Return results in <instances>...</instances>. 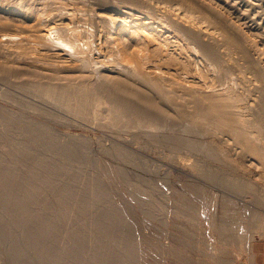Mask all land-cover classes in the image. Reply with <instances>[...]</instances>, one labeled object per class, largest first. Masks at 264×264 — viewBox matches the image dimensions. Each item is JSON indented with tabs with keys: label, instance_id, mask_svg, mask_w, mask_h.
<instances>
[{
	"label": "rangeland",
	"instance_id": "374dc122",
	"mask_svg": "<svg viewBox=\"0 0 264 264\" xmlns=\"http://www.w3.org/2000/svg\"><path fill=\"white\" fill-rule=\"evenodd\" d=\"M27 1L28 0H0V4L6 3L10 5V4H16V3L18 4L22 2V5H26L25 3ZM32 1L34 2L35 0ZM43 1L45 4L44 8L48 9V7L51 8L52 6L54 11L60 10L61 13L58 14L57 18L63 20L64 23H69L70 27L75 26L74 30L71 31L72 33H74L75 39L72 40L65 38L63 44L57 45L56 48L55 47L53 48V45L54 46L56 45L53 44V42H51L50 45L48 46L45 45L43 47V45L45 44L44 42L46 41L44 42L41 41L42 44L40 43V41L39 42L37 41L39 39L38 37H36L37 31L33 29L34 27L31 28L30 26L31 22L30 24L28 22L25 23L19 19L20 18L19 16L17 18L16 15L13 16L14 14H11L12 15L11 16L10 14L7 15L3 12H0V68H1L0 69V112H3V114H5V116L8 117L17 116V114L19 116L20 114H22L24 115L23 116L24 118L29 116V118L32 117L34 118V120L42 121V123L48 124L50 128H54L53 131L54 130L57 131L55 132L59 134L58 136H56L58 140L60 138L59 137L60 135H61L60 140L65 141L66 139L67 140L71 139L72 141L76 142V144L79 143V145L80 143L86 140V142H84L86 143V145L82 143L86 146V148L85 146L84 147L81 146L80 149L77 151L75 157L73 159H68L67 157L56 155L55 152L52 151L51 149H50L51 151L45 147H44L45 149H43L42 146L33 143V141H31L29 138L24 137V135H20L21 133L19 128L21 127V125L19 121L21 120H19L17 124L12 126L10 129L9 128L7 129L4 125L0 124V132H2L4 135L6 134L8 137L10 136L14 137L12 138L13 141L15 143L18 142L16 146H18V144L25 145L28 143L27 145L30 147L31 146L30 144H33V148L30 147L31 152L27 156H25V158L27 157L26 161L23 157V159L20 160H24V162L22 161L23 163H21L20 160L18 161L17 159H15L8 151L12 147L9 148L8 145L7 147H5L6 144H4L3 141H5L6 137L3 138L4 139L3 141L1 139L0 157L6 159V163L3 166L0 165L1 166L0 169L2 168L1 170L9 166L10 167L15 166L18 168L17 169V171H19L18 173H21V175H23L26 172L28 166V170L31 173L32 170L29 169L31 165L29 164L32 163L33 160H35L37 157H39L40 154H42L40 157H44L45 159L47 158L59 159L58 161H60L61 165H63L66 168L68 167L70 169V173H77L78 171L77 173L78 180L76 181L74 187V193L76 195H74L72 199L70 198V199H66V201L64 200L62 201L58 196H56V194H54L53 187L44 186V188L42 187L40 191L37 192L38 194L35 193V196L33 197L35 200L32 198L28 203H26L25 206H21V208L23 209V213L21 212L22 210L19 205L18 207L17 205L7 206L8 209L7 210L6 207L3 205V203L5 204L3 198V201H1L2 203L0 202L1 203L0 208L2 210L5 208L6 210L4 209V211H6V213L5 214L4 212L2 213L7 216L8 215L20 216L21 214L23 215L26 213L28 215L29 213L32 214L35 212L36 214L34 213L33 214L34 216L36 215L38 217L43 216L42 218L54 214L59 216L61 222L59 226L61 228L59 227L60 231H58L57 234L59 236L55 235L54 237V239H56V243L58 242L57 246H60L59 244H61L60 249L64 248V246L65 247L67 246L68 233H66V231L72 229L71 230L73 233L72 236L75 235L74 231L76 233V235L73 236L72 238L75 237L74 239H76L78 235L80 237V238L78 237L77 241H75L76 246H74V243L72 242L73 239H71L70 242L74 247L79 246L81 242L85 239L84 240L85 242H82L81 244V249L79 248L80 250H83V247H85V249L83 250L84 252L80 253L83 259L86 257L87 254L89 256V253L91 251L93 252V250H95L97 247L96 241L98 240L99 234L95 232V230L93 231L94 229L93 223L94 220L99 215V213L103 214V211L107 209H113V210L116 209L117 215L120 218L124 217L121 220V225H120L121 228H119L120 231L117 230V234H119L118 236L119 238L116 237L121 241L120 244H117V246L119 245V247L116 246V248H118L117 250L120 253L117 250L116 252L118 254H123V252L125 253L126 256L124 255L125 256L124 261L131 260L130 262L125 261L124 264H241L246 257L249 258L252 252L256 251V249L258 248L260 241H262L261 239H264V113H263L264 105L263 103H261L259 99L256 102V97H255L256 93H254L256 91L253 90V82H252L254 80L253 79L251 80V78L249 77L250 74L248 73V90L246 89V87L243 85L242 82L238 84L239 81L237 82L233 81L236 83L235 85L236 88L233 85L230 86L229 84L230 88L228 86V88L226 89L224 88L223 84L226 83L225 85H227L228 81H231L230 79L232 77L235 79L237 77V73L235 74L233 73V75L231 74L228 75L226 78H228L229 80L225 79L223 82V80L219 79L220 77L219 71H221L223 68H220L221 70H219L213 66L214 68L213 70L212 67L208 68L207 63L205 64L204 61H202L203 63H201V65L200 62H198L199 64H195L196 66L194 65V63L196 62H194L193 60L188 61V63L187 62L185 63L184 60L181 61L182 64L184 62V65L180 63L181 66L185 67V65L189 66L190 64L189 66L190 69L188 70H191L193 68V65H194L193 68L194 70H196L195 67L196 68L201 67L203 69L202 70L201 68H198L203 71L205 76L201 78L202 79L205 78L204 80L207 81L208 86L209 85L212 86V88L209 86L210 88H208V90L212 89L211 91H213V89L215 90L217 89L218 90L217 92H224L229 96L233 94H236L237 96L239 95L241 100L235 103H231L236 105L239 104L237 106L238 108L234 105L229 104L231 107L228 105L231 113L234 111V113L236 114L239 123L238 122L233 123V121L230 118L228 119L227 117L221 118L220 116H218L217 119L214 117H213L214 119L211 118L209 119L207 116H205L207 117L205 118L203 115L205 119L204 120L202 119L203 117L201 116V114L200 115L197 114L198 112V110L196 111L197 106L195 107V104L193 103V104H188L189 106L182 105L183 107L175 106L176 107L175 108L174 106H172V109L168 107L169 112L170 110L172 111L174 109L172 112H170V116L172 117L175 116L173 118L171 117L172 120H170V123L168 125H171L173 127V130L175 131L177 129L176 127L179 126L178 130L179 131L182 130L180 131V134L182 132L184 133H182L183 135L182 134L180 135L178 130L174 132L173 130L171 131L169 129L170 132L178 134L179 136H183L185 139L192 142V144L190 145L191 147L186 146L180 148L174 146V142L170 141V139L165 140L166 138H159L160 141L155 140L152 137L150 138L144 136H141L140 138H134V136L133 135L131 136V134L135 133L137 130H135V132L129 133L130 134L129 135L128 133H126V130L122 129L121 127L118 129L117 127L112 128V126L102 123L105 121L102 119V115L104 118V116L108 113L107 110L104 112L105 104L104 105L101 104L98 107L99 110H101L100 112H102V110L104 109L102 115L101 114L99 115L101 116L100 118H98L99 116L96 117V119L94 117L93 118L90 117L92 119H90L89 117H81L80 115L71 112L68 109H63L60 107L55 108L54 105H52L51 103L46 102L45 104L42 100L38 98L37 99L39 101L33 99L32 97L30 98V96H33L35 98L36 96L26 95V94H22L19 91H16V89L18 88L15 86L12 87L11 83L20 84L22 83V81L25 82L28 79L30 80V78L33 79L34 77L33 72H35L36 70L37 71L39 70L40 73L38 74L40 75L38 76L36 71L34 73L36 75L34 79L37 78L40 79L41 75H43L42 77L43 79L42 78L41 79L46 80V77H44L46 74L45 71L43 72V70L41 69H36L33 66H29L32 67L33 69L32 71V69H30L27 66L25 61L27 62L30 61L33 62L34 64L38 61L37 63L41 65L36 63V67L46 66L47 64V67L50 68L52 67L53 69L56 67L55 69L58 70L59 68L61 69L63 68V66L65 67L69 64L78 65L79 63L82 62V60L80 62L79 59L80 57L78 55L76 56V54L73 55L70 52L71 50L67 51V48L65 49L64 47L76 46L77 50L79 51V54L81 56H85V50L83 48L89 47L91 44H93L92 42H94L93 45H95L93 46V48L97 46L96 49H98L101 46V48L103 47L101 50L103 51V53L105 52L104 55L99 56L98 59L96 50L92 48V51L94 50L92 54V56H94L93 59L95 58L94 61L97 59L98 61L105 60L106 64L112 65L113 63H115L114 57H118V55L116 56L115 53L110 49L109 44L105 42L103 34L106 33L104 30L107 28L104 27H106L107 22L104 19L101 20V17H99L98 15L107 16V12H111L112 8L115 7L122 8V6L133 7L138 12H142L140 10H143L142 13H144L145 7L140 5L139 3L133 2V0L131 1L127 0L128 2L125 0H63V3L61 1V4H60V0H58L59 4H57V2L54 1L53 4L52 2H49V0L46 1L43 0ZM251 1L255 2V0H249V2L248 0H202V3H205L206 5L212 4L213 8L215 7L216 9H219L222 12L226 13L228 18L233 19V20L231 19L232 21L237 20L236 23L239 26L241 25L242 29L247 31L248 34L250 35L249 43H251L252 45H256V47L260 49L261 52L256 55H260L261 57H263L262 59H260V61L264 65V37H263L264 35L262 31L264 29L263 26L264 3L263 2L261 3V1L259 0L256 1V3L260 5V6L258 5L256 9L254 7L251 8L249 5H247L250 4ZM36 2L39 3V0L35 1V3ZM150 2H152L154 5H159L163 7H166L168 5L173 7L174 6L180 7V9L185 7L182 4L183 1L181 2V0H153V1L151 0ZM139 5L142 8L139 7ZM226 5H228L230 9H228ZM224 9H227V11ZM145 10L146 13L144 14L145 15L147 14L149 16L151 14H152L151 16L154 15L156 16L157 14L161 15V13H163L162 10L153 11L150 7L148 10L147 9ZM46 17L44 18V20H47ZM71 19H73V21ZM203 23L204 25L207 24L206 22ZM213 29L215 33L218 35L219 34L217 32L218 29L216 28ZM32 30L33 31L35 30L36 33H34ZM257 30H261V31H257ZM23 35L29 37L30 39H32L33 36V39L36 41V44L38 45V47L36 46L37 47L36 50L42 47L44 49H40L36 51L32 48V50H34L32 51L30 50L31 49L30 47L27 46L25 47V45L19 43L21 39H18V38H22ZM67 35H69V33H67ZM99 35L101 38L99 37ZM12 36H15L16 42L14 40L13 41L9 40ZM180 38H182V36ZM180 38L178 44L184 46L187 53L189 55H192L191 54L192 51L190 50L191 48L189 49L187 47L188 46L187 41L182 42ZM183 41L185 40L183 39ZM36 44H32V45H36ZM46 44L48 43L46 42ZM46 46L49 47L50 50L49 49L45 50ZM182 46H180L181 50L183 49ZM187 49H189L190 51H188ZM35 52L38 53L35 54ZM185 52L183 55H186L187 57L188 54ZM57 53L59 54L66 53V54L59 55ZM28 57L31 59H27ZM33 58L34 59L37 58V60L33 61L34 60ZM40 59H41L40 62L42 63L39 62ZM115 59L117 60L118 58ZM98 61L97 62L95 61L97 65L100 64L98 63ZM48 64L50 66H48ZM52 64H54L55 66L53 65L54 66L53 67ZM56 65L57 66L61 65L62 67L60 66L57 68ZM92 66L93 64L89 66V68L83 67L85 71L86 69H88L90 72H85L84 70H82L83 72L80 73V71L77 72L78 71L77 70L71 72L74 74H71L70 72L69 73L71 74V76L72 75L76 76L77 74L78 76H81V74H83L84 72L87 75L91 73L90 70L91 68H93V70L96 69V65H94L93 67ZM26 69L28 70V72L32 71L33 77L30 76L31 73L29 74ZM34 69L36 70L34 71ZM164 69L165 68L163 67V70ZM204 69H206L207 71ZM63 70L65 69L63 68ZM156 70L158 69L155 68V71ZM20 71L22 72L23 75H20L21 74ZM23 71H26L28 73L27 74L28 77L26 76V72ZM231 71L236 72L232 68ZM41 72L44 74H41ZM199 72L201 73V71ZM203 73L201 74L203 75ZM93 74L96 75V73H92L90 74L91 77L88 76L89 78L88 77L87 78L91 79ZM8 78L12 81L10 82ZM210 78H212V80ZM210 82L213 84H211ZM221 84L223 85V87ZM242 86L245 88H243ZM13 89H15V91ZM7 93L11 95L13 98H14L13 95H15V97L20 96L25 98L26 101L28 100L31 103L40 104L41 106H43V108L45 107L44 110L46 111L50 110L49 112H53L54 116L48 117L47 114L46 115L44 114L43 116L38 113L34 114L33 110L31 109L26 110L27 109L26 107H24L25 109H22L20 105L15 104L14 102H10L9 100L6 101L5 94ZM253 97H255V102L254 101L252 102ZM232 107H234V109ZM186 110H188V112H186ZM177 112L178 114H176ZM182 112L184 114H182ZM233 114H231L232 117L235 115ZM229 119L232 122L227 121ZM172 121H174L175 123ZM100 122L103 125H101ZM173 125L176 126L174 127ZM186 126L188 127V129L186 128ZM238 126H240V128ZM182 127L183 129H180ZM186 131L187 132L189 131V133L188 134L185 133ZM239 131L242 133L240 134ZM136 133H140V131H137ZM193 138L195 141L191 140ZM163 140L166 141V143L163 142ZM196 140L201 142V147L204 146L203 148L205 147L210 148L213 146L212 148L215 150L214 151L210 150L206 152V150H203V148L201 147L199 149H195L194 148L196 147L195 145H198L199 143ZM117 141L121 144H119ZM2 143L3 145H5L4 147ZM120 146H122L121 147L122 149L124 147L125 148L123 150L118 149V147ZM109 147L110 149H108ZM253 147H256L257 149ZM191 149L193 150L191 151ZM202 150L205 151V153H203ZM32 151H35L34 154ZM206 153H208V155H206ZM209 153L212 155H210ZM130 155L133 158H135L133 159V161ZM29 156L30 159L28 158ZM128 156L130 158H126ZM27 174H29V172L25 173V175ZM208 174L216 175V177L212 179L208 177ZM93 179H94V183H93ZM97 180L99 181L101 180V182L99 181L98 182L100 184L102 183L103 185L102 188L105 187L104 188L105 191L108 190L107 196H109L107 200L102 199L98 201L96 207L99 209L100 211L99 213L98 211L97 212L95 211L96 207H93L94 204H92L91 201L94 197L91 190L93 189L92 188L93 184L98 183ZM224 180H228V182H230L231 184H229L228 182L225 183ZM57 184L61 185V181L59 180ZM85 186L89 187V190L84 195H82L83 193L80 194V191H82V189ZM90 187L92 189H90ZM21 191L22 192H18V194L16 193L18 198L16 199L18 201H20L25 196L24 193H26V192L23 193L22 189ZM19 193L21 194L19 195ZM79 194L82 195L80 196V198L78 196ZM110 195H111V199H109ZM83 196H85L87 202L86 200L84 201L83 199H81V197ZM82 202L83 203L86 202L87 207L89 206L88 208H91L92 206L91 210L90 209L88 210V208L86 207L88 211H86V213L82 211V208L79 205L82 204ZM61 204L62 205L67 204L66 206H68L69 208L66 209L64 205L62 207ZM36 205L38 206L40 205L41 207L40 206L38 207ZM13 207L15 208L13 209ZM16 208L18 209L16 210ZM30 208L31 209L34 208V209L31 210ZM59 208H61L62 210H60ZM79 208L81 209L79 210ZM10 209L14 211L11 212ZM56 210L58 211V213H55ZM243 210H245V212ZM243 216L245 218H243ZM232 218L234 219V221ZM230 219L232 222L229 221ZM69 222L71 224L74 223L76 226L74 224H73L74 226H72ZM79 227L81 228V230ZM19 228L20 227L17 228L18 230L16 229L15 230L16 232L19 231L20 234V232H22V229ZM78 228L80 231L77 230ZM14 231H11L12 234H15L17 236L16 232ZM11 232L9 231V233ZM61 237L63 240L61 239ZM11 238L13 237H10L9 234L8 240L10 239L11 241V243H9L10 241H7L8 242L7 244L9 245L12 244ZM79 239L82 241H80ZM93 241L95 243H93ZM77 242L79 245L77 244ZM129 242H131L132 244ZM10 246L12 247V245ZM126 246L129 248V250L130 249L131 250L129 251ZM4 247L5 246H3V242L0 240V264H12V263L15 264L14 262L15 260L13 261L14 258L13 256H15L14 259H16V255H13L15 253L12 251L10 252L7 251L9 249V246L8 248L6 247L7 249ZM90 248L91 250L89 252ZM120 249L122 252L120 251ZM126 250L129 251L130 253L129 256L131 257V259L129 256H127L128 251ZM5 251L7 254L5 253ZM131 252L133 253L132 256H131ZM84 253H86L85 256H83ZM26 257L28 256L26 255ZM26 257L24 256L25 259ZM85 261H87V259ZM110 262L113 263L112 260ZM113 264H118V263L114 262Z\"/></svg>",
	"mask_w": 264,
	"mask_h": 264
},
{
	"label": "bare ground",
	"instance_id": "6f19581e",
	"mask_svg": "<svg viewBox=\"0 0 264 264\" xmlns=\"http://www.w3.org/2000/svg\"><path fill=\"white\" fill-rule=\"evenodd\" d=\"M35 1H38V0H35ZM35 1L33 2L32 0H28L25 3L26 5H22L23 1L21 3H18V4L16 3V4H10V5H8L6 3H4V4L1 3L0 4V12H3L7 15L8 14H10V15L14 14L13 16L16 15L17 18L19 16L20 17L19 19L25 23L28 22L30 24V22H31V25H30L31 28L34 27L33 29H35L37 31L36 37H38L40 39V40L39 39L38 40L36 39V40L38 42L40 41V43H41V41L42 42L46 41L48 43V44H46V42H44L45 44L43 45V47L45 45L48 46L51 44V42H53V44H56L55 46L53 45V48L54 47L56 48L57 45L63 44L65 38L72 39V40L75 39L74 33L71 32L72 30H74L75 26L70 27L69 23H64L63 20H60V18H57L58 14L61 13L60 10L54 11L52 6H51L52 9L49 7H48V9L44 8L45 4H44L43 0H39V3H37V2L35 3ZM53 1L57 2V4H59L58 0H49V2H52L54 4ZM61 1L63 3V0H60V4H61ZM125 1H127V0H125ZM150 1L151 0H133V2L139 3L140 5L144 6L145 9H147V10L149 9V7L153 11H155V10L161 11L162 10L163 13H161V15H158V14L156 16L155 15L151 16L152 14L150 16L147 14L145 15L144 13H146L145 12L146 10L144 8H143L144 13H142L143 10H140L142 12H138L133 7H128V6L127 7L122 6V8H120V7L112 8L111 12H107V16L98 15L99 17H101V20L104 19L107 22L106 27L103 26L104 28H107L104 30L106 32L105 33L106 36H105V34H103L105 42L109 44L110 49L115 53V55L116 56L118 55V57H114L115 63H113L112 65L106 64L105 60H103V61L99 60L98 61V59H99L98 57L101 55H104L105 52L103 53V51L101 50L103 47L101 48V46L99 47L100 49L99 48L96 49L97 46L95 48H93V46H95V45H93L94 42H92L93 44H91L89 47H86V48L82 47L85 50V56H81L79 54V51L77 50L76 46L64 47L65 49L67 48V51L71 50L70 52L73 55L74 54H76V56L78 55L80 57V58L78 57L80 59V62H81V60H82V62L79 63L78 65H73V64L67 65L66 64L67 66H65V67L63 66V68L65 70H63V68H61L63 70L62 71L60 68L58 70V69H55L56 67L54 69L52 67L51 68L47 67V64H46V66L36 67V63L38 61L35 64L33 62H30V61H28V62L25 61L28 67L33 66L36 69L43 70V72L45 71L46 74L44 77H46V80H42L43 75H41L40 79H38V78L34 79V77L36 76L34 73L37 70L34 69V71L35 70L36 71L33 72V75H34V77H33V75H32L33 69H32V67H29L30 69H32V71L28 72V70L27 69L26 70L29 74L31 73L30 76H32L33 79L30 78V80L28 79L25 82L22 81V83H20V84L11 83L12 87L13 86L17 87L18 89H16V91H19L22 94L36 96V98L33 96H30V98L32 97L33 99H35L37 101H39L38 99H40L45 104H46V102L51 103L52 105H54L55 108L60 107L63 109H68L69 111L74 112V113L80 115L81 117H89V118L94 117L96 119V117H98L100 114L102 115V112L104 110L103 109L102 112H100L101 110H99V108H98L99 105L105 104L104 112L107 110L108 113L104 116V118L102 115V119L105 120L102 123H105L106 125L112 126V128L117 127V129H118L121 127L122 129L126 130V133H128V134L131 132H135V130L140 131V133H136L137 132L136 131L135 132L136 134L135 133L131 134V136L133 135L134 138H140L141 136H144V137H150V138L152 137L153 139L158 140V141H160L159 138H166L165 140L170 139V141L174 142V146H177L180 148L190 146L192 144V142L185 139L183 136H179L178 134L170 132V130L171 131L173 130V127L171 125H168V124L170 123V120H172V118L175 117V116H173V117L170 116V112H172L174 110V109L172 111L170 110V112H169V108L172 109V106L183 107L182 105L185 106V105L194 103L195 107L197 106L196 107V111L198 110L197 114L198 115L201 114L202 117L204 115V117L207 116L209 119L210 118L211 119H214V118L217 119L218 116H220L221 118L222 117H227V119L230 118L233 121V123L238 122V118H237L236 114L234 113V111L231 113L229 106L234 105L237 107L239 104L236 105V104H231V103H235L237 101H240L241 98L239 97V95L237 96L236 94L229 96L228 94H226L224 92H217L218 91L217 89L216 90L213 89V91H211L212 89L208 90V88H210V87L212 88V86L209 85L210 86L209 87L207 81L204 80L205 78L204 79L201 78V77H205L204 73L202 71L203 69L201 67H197V68L195 67L196 70L193 69L195 64H199L198 62H200V65H201V63H203L202 61H204L205 64L207 63L208 68L209 67L213 68V66L219 70H221L220 68H223L224 70L222 69L221 71H219L220 75L219 74L218 75L220 77L217 76V77H219V79L223 80V82L225 79L229 80L228 78H226L228 75H230V74L233 75V73L234 74L237 73V77L235 79L232 77L230 79L231 81H228L227 85H225L226 83H224V84L222 83L224 85V88H226V89L228 88L229 84H230V86L233 85L235 87L236 83L233 81H236V82L239 81L238 84L240 82H242L243 85L248 90V73H249L250 74L249 77L251 78V80L252 79L254 80L252 82H253V90L256 91V92H254V93H256V96H255L256 102L259 99L261 101V103H263V105H264V65L260 61V59H262L263 57H261L260 55H256V54H259L261 52L260 49L258 47H256V45H252L251 43H249L250 35L248 34L247 31L242 29L241 25L239 26L236 23L237 20L232 21L233 19L231 18L232 19L231 20L230 18H228L226 13L222 12L219 9H216L215 7L213 8L212 4L206 5L205 3H202V0H181V2L183 1L182 4L185 6L184 8H181V9H180V7H175V6L173 7V6H169V5L166 7L154 5ZM256 1H258V0H255V2L251 1L250 4H247V3L246 4L249 5L251 8H253V7L256 8L259 5L258 3H256ZM259 1H261V3L262 2L264 3V0H259ZM240 2H242V1H240ZM248 2H249V0H248ZM46 3H48V2H46ZM39 4H41V5H39ZM136 5H138V4H136ZM140 5H139V7H141ZM226 7H228V5H226ZM232 8H233V6H232ZM228 9H230V7H228ZM224 10L227 11V9H224ZM228 12H229V10H228ZM162 14H164V15H162ZM159 16H161V17H159ZM45 17L47 20H44ZM72 18H73V16H72ZM57 20H59V21H57ZM71 20L73 21V19H71ZM203 22H206L207 24L204 25ZM213 28L218 29V31L217 30L216 31L220 34V36H219V34L217 35L215 33ZM35 30L34 31L32 30V31L34 33H36ZM30 31H31V29H30ZM257 31H261V30H257ZM262 31H263V35H264V29ZM67 33H69V35H67ZM100 35H99V37H100ZM181 36H182V38H180ZM179 38L182 40V42L187 41V45H188L187 47L189 49L191 48L190 50L192 51L191 52L192 55H189L187 53L184 46L178 44ZM18 39H21V41L19 43L25 45V47L26 46L30 47L31 48L30 50H32V48L34 50H36V48L38 47V45L36 44V41L33 39V36H32V39L35 42L32 39H30L29 37L24 36V35L22 38H18ZM183 39L185 41H183ZM9 40L15 41L16 40L15 36H12ZM182 42H179V43H182ZM32 44H36V45H32ZM47 46H46L47 49L45 48V50L49 49V47H47ZM180 46L183 47L182 50H181ZM185 46H186V43H185ZM43 47L40 48V46H39L40 49H44ZM92 48L94 50H96V54H97L98 59L96 58L97 60H95V61L96 62L98 61V63H100L99 65H97V63L94 61L95 58L93 59L94 56H92V54H93L94 50L92 51ZM27 49H29V48H27ZM40 49H38V50H40ZM189 49H187V50L190 51ZM34 50H32V51H34ZM38 50H36V51H38ZM67 51H65V52H67ZM184 52L188 54L187 57H186V55H183ZM36 53H38V52H35V54ZM57 54H59V53H57ZM61 54L62 53H60L59 55H61ZM63 54H66V53H63ZM31 56H32V54H31ZM24 57H22V58H24ZM34 57H37V56H34ZM75 58H77V57H75ZM115 58H118V59L116 60ZM14 59H16V58H14ZM27 59H31V58L28 57ZM35 60H37V58H35L33 61H35ZM178 60H179V62H178ZM183 60L185 61V63L186 62L188 63V61H190V60H193L194 62H196V63H194L192 61L194 63L193 68H192L193 70L192 69L188 70V69H190L189 68L190 64H189V66L185 65V67L181 66V64H182L181 61H183ZM40 61H41V59L39 60V62ZM192 62H191V64H192ZM40 63H42V62H40ZM37 64H39V63H37ZM92 64H93V66L96 65V69L93 70V68L90 67L91 68L90 74L96 73V75H98V76L93 74L92 78L88 79L89 78L88 76L91 77V75L90 74L86 75L85 72H90V71L88 69H86V71H85L83 69V67L89 68V66H91ZM39 65H41V64H39ZM39 65H37V66H39ZM53 65L54 64H52V66ZM178 65L181 66L182 68L179 67ZM182 65H184V62ZM48 66H50V65L48 64ZM60 66H57V68ZM163 67L165 69L166 68L167 69L163 70ZM191 67H192V65H191ZM155 68L158 70L155 71ZM198 68H201L202 70L198 69ZM231 68L234 69L236 72H232ZM197 69L199 71H201V73H203V75ZM82 70H84L85 72L83 74H81V76H78L77 73H76L77 74L76 76L75 75L71 76V74H74L71 72H73V71L79 72L80 71V73H81V72H83ZM204 70H206V69H204ZM213 70H214V68H213ZM164 71H166V72H164ZM23 72H26V71H23ZM27 72H26V76L28 74ZM38 73H40L39 70L37 71V74ZM80 73H79V75H80ZM41 74H44V73L41 72ZM20 75H23L22 72ZM39 75L40 74H38V76ZM9 76H10V74H9ZM47 76H48V79H47ZM221 77H224V78H221ZM229 77H231V76H229ZM210 79L212 80V78H210ZM8 80L10 82L12 81L9 78H8ZM227 80H226V82H227ZM14 81H15V79H14ZM217 83H218V81H217ZM211 84H213V83H211ZM223 85H222V87H223ZM230 86H229V88H230ZM245 87H243V88H245ZM13 90L15 91V89H13ZM8 91H10V90H8ZM8 93L5 94L6 101L9 100L10 102H14L15 104L20 105L22 109H25L24 107L27 108L26 110L31 109L34 111V114L38 113L42 116L44 114L45 115L47 114L48 117L54 116L53 112H49L50 110L49 111L44 110L45 107L43 108V106H41L40 104L31 103L28 100H27L28 101L27 102L25 100V98L20 97V96L15 97V95H13L14 96V98H13ZM11 94H13V93H11ZM14 94H16V93H14ZM255 97L252 98V102L253 101L255 102ZM232 108L234 109V107H232ZM228 109H229V111H228ZM3 111H4V109H3ZM186 112H188V110H186ZM12 113H14V112H12ZM174 113H175V111H174ZM176 114H178V112ZM182 114H184V113L182 112ZM231 114H233L234 116L232 117ZM23 116L24 115H22V114H20L19 116L17 114V116H9L8 117V116H5V114H3V112H0V124L4 125L7 129L8 128L10 129L12 126L16 125L19 120H21V121H19L20 125H21V127L19 128L20 133H21V134L19 133L20 135H24V137L29 138L31 141H33V143H35L39 146H42L43 149H45V148H47L48 150L51 149L52 151L55 152L56 155L62 156V157H67L68 159H73L75 157L77 151L80 149V147L81 146L84 147L86 145V143H84V142H86V140L83 141L84 139L82 140L83 142L82 141L81 142L84 143L85 145L82 143H80V145H79V143L76 144V142L72 141L71 139L70 140L66 139L67 141L66 140L62 141V140H60L61 135L59 136L60 138L58 140V138L56 136H58L59 134L56 133L57 132L56 130L53 131L54 128H50V126L48 124L42 123V121L34 120V118H32V117H31L32 118L31 119V118H29V116L26 118H24ZM25 116H27V115H25ZM100 117L101 116H99L98 118H100ZM204 117L202 119H204ZM207 117H205V118H207ZM92 118H90V119H92ZM23 119H25V120H23ZM196 119H194V120H196ZM230 119L227 121H230ZM52 120H53V118H52ZM221 120H223V119H221ZM232 121H230V122H232ZM172 122H174V121H172ZM176 122H178V121H176ZM100 124H101V122H100ZM101 125H103V124H101ZM167 126H169V127H167ZM238 127L240 128V126H238ZM91 128H92V126H91ZM176 128H174V129H176V131H177L179 129V126ZM186 128L188 129L187 126H186ZM180 129H183V127ZM189 130H190V128H189ZM173 131L176 132L175 130H173ZM180 131H182V130H180ZM180 131H179V134H180ZM182 133H184V132H182ZM185 133L188 134L189 131L188 132L186 131ZM241 133L242 132H240V134ZM187 134H186V136H187ZM5 137H6L5 141H3L4 140L3 138H5ZM12 138H14V137H11V136L8 137L6 134L4 135L2 132H0V140L2 139L3 143L6 144V146H5L2 143L3 147L4 146L7 147V145L9 146V148L12 147L10 150H8L10 152V154L15 159H17L18 161L20 159H23V157L26 161L27 157L25 158V156H27L31 152V148H33V144H30L31 148L27 145L28 143L25 145H19L18 144V146H16V144L18 142L15 143ZM186 138H188V137H186ZM247 138H248V136H247ZM191 140H194V138ZM115 141H116V139H115ZM196 141H198V140H196ZM163 142L166 143V141H164V140H163ZM199 143H200V145H199ZM199 143H198V145H195L196 144V142H195V144L194 143L193 144L196 147H194L193 145L192 146L195 149H199L201 147V142H199ZM119 144H121V143H119ZM122 146L118 147V149L123 150L126 147V145H125V147L122 149L121 148ZM197 146H198V148H197ZM203 147H201V148H203ZM212 147H210V148L205 147V148H203V150H206V152L210 151V150L214 151L215 149H213ZM85 148H86V146H85ZM253 148H256V147H253ZM108 149H110V147ZM32 150H34V149H32ZM192 150L193 149H191V151ZM252 151H254V150H252ZM32 152L34 154L35 151H32ZM203 153H205V151H203ZM41 155L42 154H40V156ZM206 155H208V153H206ZM210 155H212V154H210ZM40 156L37 158L34 156L36 159L33 160V162L29 164V165H31L30 166L31 168L29 167V169L32 170L31 173L28 170V166H27L26 172L24 171L25 173L29 172V174H27V175H25V173L23 175H21V173H18L19 172V171H17L18 168L15 166L14 167L9 166L7 168L4 167L5 169H3V170H1L2 168L0 169L2 171V172L0 171L1 172L0 173V202L3 201V198H4L5 204L3 203V205L6 207V209H7V206L17 205V207H18V205H19L20 208H21V206H25L26 203H28L35 196V193L38 194L37 192L40 191V189L42 187L44 188V186L53 187L54 194H56V196H58L62 201L63 200L66 201V199H70V198L72 199V197H74V195H76L74 193V187H75L76 181L78 180V174H77L78 171H77V173H70V169L68 167L66 168L63 165H61L60 161H58L59 159H49L46 156L45 157L47 159H45L44 157H40ZM28 158L30 159V156ZM31 158H33V157H31ZM126 158H130V157L128 156ZM131 158H132V161H133V159H135L132 156H131ZM17 160H15V161H17ZM22 161L24 162V160H20L21 163H23ZM129 161H131V160H129ZM5 163H6V159H4L3 157H0V165L3 166ZM9 164H11V163H9ZM16 164H18V163H16ZM21 166H22V164H21ZM68 170H69V172H68ZM208 177L213 179L216 177V175L208 174ZM59 180L61 181V185L57 184ZM98 181L99 180H97V182ZM224 181H225V183L228 182V180H224ZM99 182H101V180ZM99 182L96 184H93L94 183V179H93V183H92L93 189L90 187V189H92L91 191H92V194L94 196L93 199L91 200L92 204H94L93 207H96L99 200H102V199L107 200V198L109 197V196H107L108 190L105 191L104 190L105 187L102 188L103 185H102V183L100 184ZM228 183L231 184L230 182H228ZM88 186H89V184H88ZM85 187L82 189V191H80V194L83 193L82 195H84L86 192H88L89 187H87V186H85ZM21 189L23 190V193L24 192H26V193H24L25 196L23 198L19 197L22 199L20 201H18L17 200L18 199L17 194H18V192H22ZM191 191H193V190H191ZM193 193H195V192H193ZM20 194L21 193H19V195ZM80 194L78 195L79 198H80V196H82ZM81 199H83L84 201L86 200V202H87V199H85V196L81 197ZM109 199H111V195H110ZM59 202H61V201H59ZM86 202H84V203L82 202V204H79L80 207L82 208V211H84L85 213H86V211H88L89 209L91 210V208H92V206H91V208H88L89 206L87 207ZM63 205H62V207H63ZM66 205L67 204H65L64 207L66 209L69 208ZM79 205H78V207H79ZM36 206H38V205H36ZM233 206H235V205H233ZM15 207H13V209ZM86 207L88 208V210ZM231 207H232V205H231ZM34 208H32V209H34ZM61 208H59V209L62 210L63 208L62 209ZM81 208H79V210ZM4 209L2 210L0 208V240L3 242V246H5L4 248H6V247L8 248V246H9V249L7 251H9V252L12 251L15 253L13 255H16V259H14L15 256H13L11 254L14 257L13 261L15 260L14 261L15 264H113L114 262H116L118 264H120V263L124 264V262L126 261V260L124 261L125 256H126L124 252H123V254H118L116 252V250L118 249V248H116V246H117V244H120V242H121L120 239H118L119 234H117V230L120 231L119 228H121L120 227L121 220H122V218H124V217L120 218L117 215L116 209L115 210L107 209V210L103 211V214H102V213H99L100 211L96 207L95 211L96 212L98 211L99 215L94 220V223H93L94 229H93V227H92V229H93V231L95 230V232H97L99 234V237H98V240L96 241L97 242L96 249L93 250V252L92 251L90 252V250L92 248V246H91V248L89 249V252L91 254L89 253V256H88V254L86 255L85 258L87 259V261H85L86 259L84 258L85 259L84 260L82 255L80 254V253L84 252L83 250L85 249V247H83V250H80V249H81V244H82V242H85L84 241L85 239L83 241L79 239L80 241H82L81 244L79 245L77 242V244L79 245V246H77L78 248L74 247V246H76L75 241H77L79 235L76 239H74L75 237L72 238L73 236L76 235V233L74 231L75 235L72 236V234H73L71 231L72 227L69 228L71 230L66 231V233H68V237H67L68 244H67V246L66 247L64 246V248H61V249H60L61 244H59L60 246H57L58 242L56 243V239H54V237H55V235L58 234V231H60L59 229L61 228L59 226V224L61 223L59 216L54 214V215H51V216L49 215L47 217L45 216V218H42L43 216H41V217H38L37 215L34 216L33 214L35 212L32 214L29 213L30 215L29 214L27 215L25 213L23 215L21 214L20 216L19 215L15 216L14 214H13L14 216H9V215L7 216V215H4L6 213V211H4ZM11 209H12V207H11ZM17 209L18 208H16V210ZM52 209H53V207H52ZM10 210H9V212H10ZM21 210H22L21 212L23 213L22 208H21ZM44 210H45V207H44ZM65 210H63V211H65ZM245 210H243V211L245 212ZM12 211H14V210H11V212ZM92 211H94V210H92ZM2 212H4V214ZM24 212H25V210H24ZM36 212H37V210H36ZM70 212H69V214H70ZM55 213H58V211L56 210ZM72 213H74V212H72ZM120 213H118V214H120ZM229 218H231V217H229ZM243 218H245V217L243 216ZM229 221H231V219ZM233 221H234V219H233ZM224 223H226V222H224ZM73 224H71V225L74 226L75 224L74 225ZM63 225H64V222H63ZM16 226H17V228L20 227L22 229V232H20V234H19V231H17L18 233L16 232V230H18L16 228ZM132 226H134V225H132ZM62 228H64V227H62ZM79 228L77 230H79ZM130 228H132V227H130ZM11 229H13V230H11ZM74 230H75V228H74ZM80 230H81V228H80ZM83 230H82V232H83ZM9 231L10 232L11 231L16 232L17 236L15 234H12V232L9 233ZM63 231H65V230H63ZM97 233H96V235H97ZM9 234H10V237H13V238H11L12 244H10V245H12V247L9 244H7L8 243L7 241H10V239L8 240ZM80 235H81V232H80ZM57 236H59V235H57ZM84 236H83V238H84ZM116 237H118V238H116ZM61 239H62V237H61ZM71 239L74 240V241L72 240V242L74 243V246L70 242ZM81 239H82V236H81ZM86 242H88V241H86ZM4 243L8 246H6ZM9 243H11V241ZM93 243H95V242L93 241ZM129 243H131V242H129ZM84 244H83V246H84ZM117 247H119V245ZM86 249H87V247H86ZM128 250H129V248H128ZM128 250H126V251H128ZM80 251H82V252H80ZM120 251H121V249H120ZM129 251H128L127 256L130 255ZM85 252H86V250H85ZM5 253H6V251H5ZM8 254H10V253H8ZM85 254L86 253H84L83 256H85ZM132 254L133 253L131 252V256H132ZM26 255L29 258L26 257ZM24 256L26 257V259L24 258ZM87 256H88V258H87ZM130 259H131V257H130ZM111 260L113 261V263L110 262ZM137 260H138V258H137ZM130 261H128V262H130Z\"/></svg>",
	"mask_w": 264,
	"mask_h": 264
},
{
	"label": "crops",
	"instance_id": "0c3cea01",
	"mask_svg": "<svg viewBox=\"0 0 264 264\" xmlns=\"http://www.w3.org/2000/svg\"><path fill=\"white\" fill-rule=\"evenodd\" d=\"M256 251L252 252L251 256L246 257L241 264H264V239H261Z\"/></svg>",
	"mask_w": 264,
	"mask_h": 264
}]
</instances>
